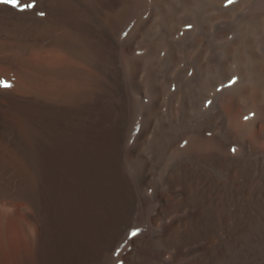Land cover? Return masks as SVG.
<instances>
[{
	"label": "bare ground",
	"instance_id": "1",
	"mask_svg": "<svg viewBox=\"0 0 264 264\" xmlns=\"http://www.w3.org/2000/svg\"><path fill=\"white\" fill-rule=\"evenodd\" d=\"M26 3L33 7L24 8ZM175 11L174 0H21L15 6L0 0V195L26 201L25 218L37 227L33 264H79L81 257H93L94 264H233L238 256L240 264L253 257L264 260V53L251 49L264 40L258 30L264 0H255L234 27L238 35L226 60H195V75L180 85L178 115L170 112L163 121L164 84L158 78L174 62L175 51L165 60H151V54L143 56V36L151 32L157 13L168 34ZM161 35L151 41L153 50L165 42ZM232 58L238 59L243 83L220 93L213 113L187 117V106L197 105L203 89L230 72ZM110 60H126L124 78L139 94L141 107L143 85L151 91L145 128H155L149 144L152 163L168 147L173 158L166 187L157 190L158 231L133 239L123 263L107 251L131 221L143 222V185L149 181L143 177L147 163L138 165L136 179L122 170L126 116L121 110L129 109L130 100L110 75ZM136 144L138 138L129 153ZM227 218H234L235 226L222 227L228 235L214 254L211 241ZM201 239L204 245L185 249ZM169 248L170 257L164 259Z\"/></svg>",
	"mask_w": 264,
	"mask_h": 264
},
{
	"label": "rangeland",
	"instance_id": "2",
	"mask_svg": "<svg viewBox=\"0 0 264 264\" xmlns=\"http://www.w3.org/2000/svg\"><path fill=\"white\" fill-rule=\"evenodd\" d=\"M237 1L238 0H231V2H230V0H225V1L224 0H201V1L200 0H197V1L196 0H174V5L176 7V11H175L174 17L172 19H170V21L168 22V25L171 28L170 32L168 33L169 35L164 33V29L161 28V27H163L162 26L163 24H162L161 14L159 15L157 13L156 15L153 16V18H152V25L153 26H151V32H149V34L143 36V56L151 54V60L162 61V59L165 60V58L169 55V53L175 51L174 62L171 64L170 67H168L169 69L168 68L167 69L164 68V65H162L161 66V70L163 71V69H166L167 71H166V74H162L163 73L162 72L159 75V78H158L159 79L158 80L159 81L158 84H164V87H162V92H161V96H160V106H159V116H160V118L163 121H168L169 120L170 112H171V114H173V116H174V114H175V116H176V114L178 115L179 106L181 104L180 102H181V98H182L181 97L182 96V91L180 90V85H181L182 81H188L191 77H193L195 75L196 67H197V62H195V60L204 61V60L212 59L215 62H221V61L226 60L228 58L229 45H230L231 41H233L238 35V30L236 28H234V27L239 24V21H240L241 18H243L244 16H246L250 12V10L253 8L254 2H255V0H242V1L239 0L241 3L237 2ZM196 3H197V5H196ZM205 4H208V5H205ZM182 6H183V8H182ZM189 8H191V9H189ZM218 10L220 11V13L221 12L222 13L220 14ZM230 12H231V15H230ZM176 13H177V15H176ZM235 13H236V15H235ZM190 19H193V20L191 21ZM211 21H212L213 24L211 23ZM185 22H186V24H185ZM259 22L261 24L258 23V30L261 33H264V31H263L264 30V25H263L264 24V19H262L261 21L259 20ZM193 23L194 24L196 23L197 26H196V24L194 25ZM205 24H207V25H205ZM153 27H154V29H153ZM157 27H159V28H157ZM159 30H161V31L159 32ZM181 31H182V33H181ZM154 33H156V36H155ZM159 34L160 35L162 34L161 36H165V42H163V43H166V42L167 43L166 44L162 43L161 46H159L158 48L153 50L151 41L154 38H156L157 36H159ZM182 34H184V35H182ZM176 38H177V41H176ZM180 41H182V42H180ZM224 46H226V47H224ZM251 49L256 54L264 53V40L262 39V40L255 41L254 45L251 46ZM151 50H153V51H151ZM165 50L168 52V54H167V52ZM182 50H183V52H182ZM158 51H160V52L158 53ZM169 51H171V52H169ZM151 52H154V53H151ZM182 53H183V56H181ZM187 53H189V54H187ZM226 53H227V55H226ZM208 54H211V55H208ZM201 57H202V59H201ZM237 60L238 59H236V58L235 59L234 58L230 59V61H229L230 72L228 74H226L225 76L216 79L211 84H209V86L207 85V87L205 89H203L204 90V92L202 91L203 95L198 100L197 105H195V106H191V105L187 106V108H186V116L187 117L188 116L191 117V116L194 115L196 118L197 117L201 118L203 115L207 114L208 110L210 111V113H211V111L213 113L215 111V104L213 105V103L217 104V99H218L219 94L224 92V91H227V90H229V89H231V88H233L235 86H239V85H241L243 83V79L245 77H244L241 69L239 68V63H238ZM244 60H245L246 63H248V61L250 60V57L249 58H244ZM189 63H191V64H189ZM194 64H195V66H194ZM108 67H109L108 71L110 70L109 71L110 75H112L114 78H116L119 81L120 85H122V89H123V93H124L125 97L127 96L129 98V100H130L129 109H126V110L122 109L121 110L122 117L126 116V119H125V122H124V126H123V128H124L123 138H122V141H121V147H122V153H121V156H122L121 157L122 170L124 171L126 176L129 177L130 179H132V178L136 179L137 176H138L137 174H139V170H138L139 166L138 165L140 163L141 164L142 163H144V164L147 163V167H148V168L146 167V169H145V171L143 173V177L147 178V180L149 181V184L143 185V211H144L143 212V222L131 221L128 224L129 226L128 225L125 226V228L121 231V233L119 235V238L116 239L113 242L112 246L107 251V253L109 255L113 251V255L117 254L118 255V256L116 255L117 258L121 260L120 261L121 263H123L124 260H125L124 259L125 254L127 252H129V250H131L132 247L134 246L133 239H135L141 233H143V239H146L147 237H149L152 234H155L158 231V227H157L156 223L159 222V220H156V215H157V211L156 210H158L159 207L161 206V202L157 199L156 195H157L158 191H160L162 188L166 187V183H167L166 181L167 180L165 178L168 175L169 170L171 169L173 158L169 155L170 154V148L168 147V149L164 153L165 155L162 156L164 158L161 157L156 163H154V164L152 163V160H153L155 155H154V150L150 147L149 144H150V140L153 138L154 129L155 128L154 127L152 128L151 126L148 127V129L145 128L146 119H147V105L149 104V102H150V100L152 98L151 91L149 90V87L143 85V103L144 104H143V107H141L142 103L140 101H137V99H140L139 98V94L136 93V91L133 88V86L130 83H128L126 81V79L124 78L125 77L124 76V74H125L124 71L127 69L126 60H118V61L117 60H110V62L108 64ZM186 70H187V72H186ZM238 70H239V72H238ZM143 71H142V74H143V78H144V76H145V74L147 72L145 67H143ZM190 71H192V72H190ZM234 74H236V76ZM172 75H173V77H172ZM177 78H178V80H177ZM241 78H242V80H241ZM233 79H235V80H233ZM167 83H169V84H167ZM172 86H173V88H172ZM177 86H178V88H177ZM218 87L220 89H218ZM167 88H169V89H167ZM122 89H121V92H122ZM148 91H149V93H148ZM123 93H122V95H123ZM128 94H129V96H128ZM205 94H207V95H205ZM211 96H213L212 99H210ZM169 99H170V101H169ZM177 101H179V102H177ZM206 101L207 102L209 101V102L207 103ZM188 103H191V98H188ZM211 105L213 107H211ZM199 106L200 107L202 106V107L200 108ZM197 110H198V112H196ZM191 112H192V115H191ZM166 114H168V115H166ZM201 114H202V116H201ZM139 117H142V118H139ZM135 120H136V122H135ZM136 138H138V145L136 144L133 147L134 150L131 153H129V149L134 145V142H135ZM148 141H149V143H148ZM129 142H130V144H129ZM263 143H264V138L262 139V142H260V146L261 147L264 146ZM235 145L238 146L239 144H237V143L233 144L234 147H236ZM145 146H147L148 148L145 147ZM237 148L241 149L242 146L239 145ZM161 159H163V160H161ZM128 164L130 166H128ZM152 185H153L154 188L152 187ZM146 194H147V196H146ZM24 202H26V201L24 199H21V198H16V197L13 198L11 196H6V195H4V196L2 195L1 196L0 195V264H33V263H35L34 262L35 259H34V255H33V249H32V237L34 235H36L37 227L32 222H29V221L26 220L25 215H24L26 204ZM154 202L155 203L157 202V203L155 204ZM152 206L154 208H152ZM10 207H11V209H10ZM235 209H236L235 205H232L230 207V211H234ZM147 212H149V213H147ZM241 215H243V214H241ZM149 216H150V220L151 221L149 220ZM166 220H168L167 217H166ZM225 221L226 222L221 223L219 237L215 238V239L213 238L212 241H211L212 245H214L216 247V248L213 249V253L214 254H217L219 252V250L223 247V243L221 241L225 240V238L228 235V233L226 231H224L222 227H225V226L229 227V225H230V226H232L230 228H233L235 226L234 218H227V220H225ZM143 223H145V224H143ZM151 226H152V228H151ZM130 227H132V228H130ZM134 231H136L135 232L136 234L132 235V233ZM146 233H148V234H146ZM200 241H198L199 243L192 242L189 246H185V249H188V248H192L193 249V248L202 246V245H204L206 243V239H201ZM262 242H264V240H262ZM129 243H131V244H129ZM129 245H131V247ZM263 248H264V244H262L260 246V249H263ZM172 249L173 248L167 249L168 251L166 250L162 257L164 259H168L170 257ZM249 251H250L249 253H252V250H249ZM118 252H119L120 255L121 254H123V255H121V257H120ZM168 252H169V254H167ZM241 257L242 256H238V258L233 261V264L234 263L235 264H240L241 263ZM83 258L84 257L78 258L79 261H80L79 264H94L95 263V259L93 257H88L89 260L85 259V258L83 259ZM78 259H77V261H78ZM252 260H251L252 263L249 261V264L250 263L251 264H263L264 263L263 259L262 260H257V257H253ZM102 264H105V261Z\"/></svg>",
	"mask_w": 264,
	"mask_h": 264
},
{
	"label": "snow or ice",
	"instance_id": "3",
	"mask_svg": "<svg viewBox=\"0 0 264 264\" xmlns=\"http://www.w3.org/2000/svg\"><path fill=\"white\" fill-rule=\"evenodd\" d=\"M4 3L6 4H11V5H19L21 0H3ZM231 2V0H230ZM23 7L24 8H32L33 7V3H26V4H23ZM41 15H43V13H41ZM5 86L7 87V84H5ZM136 233L133 232L132 235H135Z\"/></svg>",
	"mask_w": 264,
	"mask_h": 264
}]
</instances>
